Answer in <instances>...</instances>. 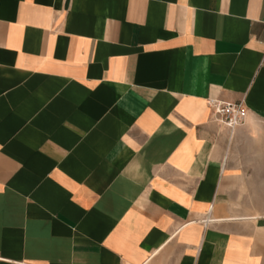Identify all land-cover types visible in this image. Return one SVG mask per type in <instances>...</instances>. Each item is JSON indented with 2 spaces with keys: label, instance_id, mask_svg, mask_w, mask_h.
Instances as JSON below:
<instances>
[{
  "label": "crops",
  "instance_id": "obj_1",
  "mask_svg": "<svg viewBox=\"0 0 264 264\" xmlns=\"http://www.w3.org/2000/svg\"><path fill=\"white\" fill-rule=\"evenodd\" d=\"M260 126L264 0H0V264H264L214 218Z\"/></svg>",
  "mask_w": 264,
  "mask_h": 264
},
{
  "label": "rangeland",
  "instance_id": "obj_2",
  "mask_svg": "<svg viewBox=\"0 0 264 264\" xmlns=\"http://www.w3.org/2000/svg\"><path fill=\"white\" fill-rule=\"evenodd\" d=\"M228 153V167L240 176L231 179L224 216L214 218H255L231 222L256 235L264 249V127L260 126L249 138L240 137Z\"/></svg>",
  "mask_w": 264,
  "mask_h": 264
},
{
  "label": "built area",
  "instance_id": "obj_3",
  "mask_svg": "<svg viewBox=\"0 0 264 264\" xmlns=\"http://www.w3.org/2000/svg\"><path fill=\"white\" fill-rule=\"evenodd\" d=\"M209 106L213 112V119L230 132L244 126L247 122L248 109L243 100L239 102H227L219 99H210ZM208 220L202 222L207 226L211 223Z\"/></svg>",
  "mask_w": 264,
  "mask_h": 264
},
{
  "label": "bare ground",
  "instance_id": "obj_4",
  "mask_svg": "<svg viewBox=\"0 0 264 264\" xmlns=\"http://www.w3.org/2000/svg\"><path fill=\"white\" fill-rule=\"evenodd\" d=\"M240 219L249 220V219H255V218H240ZM212 220H213V219H212Z\"/></svg>",
  "mask_w": 264,
  "mask_h": 264
}]
</instances>
